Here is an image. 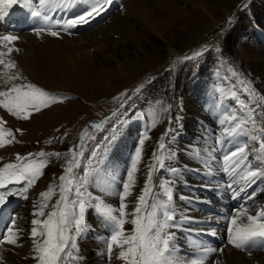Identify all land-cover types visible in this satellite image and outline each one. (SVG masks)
<instances>
[{
    "label": "rangeland",
    "instance_id": "rangeland-1",
    "mask_svg": "<svg viewBox=\"0 0 264 264\" xmlns=\"http://www.w3.org/2000/svg\"><path fill=\"white\" fill-rule=\"evenodd\" d=\"M120 2H123V6L109 18L110 20L124 9L126 0H119ZM158 6L162 12H155L154 29L147 28L139 31L140 24L134 23V35L137 40H140L138 41L139 44L135 43V41L123 40L121 39L122 35H114L113 32H110V37L114 39V46H110L108 42H98V40H101L99 38L100 34L97 39H93L95 45L94 49H91L92 53L90 55L93 63L90 65L95 77L90 76L89 81L76 79L75 84H72L71 87L62 86L61 88L57 87L59 90H54L56 86L52 82L54 83L55 79L51 80L50 76L45 75V72L41 73L35 80L20 74L23 79L15 81V83H33L45 91L65 99L62 103H55L51 107L35 113L29 120L17 119L5 110L0 109V117L6 121L2 126L10 129L18 141L5 148H0V165L6 161L13 163L16 161L17 154L25 156L26 154H33L38 151L43 152L51 148L66 150L74 143L76 134L82 125H86L87 121L97 119L116 108L134 91V87L143 84L157 74L160 76L149 87L150 89L143 93L142 100L137 101L138 106L136 102L133 103L134 106L142 108H135L137 111L135 113H140L147 117L151 124V130L146 133L148 136L145 139V145L142 147V160L138 166L136 185L132 196L129 197L131 202L136 201L146 182L148 175L145 172L149 171L146 170V164L148 168L154 165V154H159V145L162 143L161 136L164 133L165 126L168 124V127L174 133L186 131L185 129L191 127L194 131L196 130L194 127L195 119L193 118L195 115H190L192 113L187 111V106L190 107L191 104L189 102L191 100L194 105H197V115H208L211 108L216 109L217 121L214 122V126L223 119L224 113L218 112L217 109L222 103L221 98H227L228 101L232 99L233 102H238L239 105L241 103L248 104L256 110L257 126H264V99H261L264 98V88L261 76L259 77L258 72L254 69V65L257 62L253 56L257 54L252 46L254 43L252 40L255 38V36L253 38L252 34H256L253 32V28H260L264 31V0H161ZM121 16L125 19L127 18L126 13ZM236 17H238L236 23L232 26H227L226 22L228 20L231 22ZM108 30L109 27L104 32L106 33ZM6 33L3 32L2 34ZM258 33L261 32L258 31ZM212 36L217 37V41L213 43L212 50L211 48L205 50V44L207 47H211L207 41ZM172 50L175 51V54H170ZM196 52L201 54L195 56ZM186 56L193 58L186 60L184 59ZM118 64L125 67V75L121 78L117 77L119 75L116 71ZM163 72L164 74L162 75ZM200 72L203 73L204 78L196 81L201 74ZM189 74L192 75L185 78ZM192 77L196 82L190 90L191 81L189 80ZM10 86L5 85L3 82L0 90ZM103 88L110 91L109 94L102 95ZM122 93L127 95L122 96ZM233 93H235V97H233ZM253 93L256 99H253ZM53 108H59L60 110L51 112L50 110ZM225 127H231V125L225 124L223 129ZM18 129L21 131H17ZM212 136L216 137L215 134ZM213 142L214 139H212ZM171 153L173 152H166V156ZM104 154V151H97L94 154L95 163H98L97 167L102 165V161L105 160ZM192 155L194 154L192 153ZM108 156L106 162L103 163V171H106L109 175L108 167L111 165L110 159L113 158L112 150ZM189 157L190 155L184 154L186 163L189 162V159L190 162L193 160V157ZM196 159L199 160L200 158L197 156ZM171 161L173 160L166 161V166L172 167ZM158 169L157 167L153 172L154 181ZM178 169H181V167ZM163 170L169 171V169L165 168ZM141 172L146 175V178L141 176ZM81 173L82 175H78L79 179H81L80 182L84 183L87 181L89 183L90 175L88 173L90 172L81 171ZM75 174H77V171ZM59 176H61L59 163L55 160L48 161L47 166L43 169V175L27 193H23L24 197L26 196L27 198L13 212V218L16 221L14 228L20 232L18 241L20 246L9 247L10 253L8 255H0V264H21V261H26V264H37V261L32 258L34 255L32 251L33 240L31 239V229L34 226L32 221L37 219L33 213L37 211L38 205L42 202L40 194L48 191L51 187L55 189V194L48 201V208L45 209L47 215L52 204L59 196ZM97 176L95 175L92 179L95 180ZM176 177L181 179V173H178ZM163 182L162 179L160 183ZM89 184L90 189L91 182ZM12 186L20 187L19 184H12ZM173 186L175 187V185ZM21 189L19 188L18 191H21ZM99 193L97 192L96 194L101 199H104L102 193ZM72 198L75 200L73 196ZM84 199L88 202V208H92L89 196H85ZM184 203L186 204V202ZM260 203H264V189L259 191L257 197L248 205L244 204V201H235V205L231 204L229 210H235V208L238 209L243 206L252 211ZM15 206L10 204L3 206L9 210L8 214L5 215L6 218ZM68 206L69 208L72 207L71 204ZM113 206L118 207L119 200ZM129 206L128 204V211L131 212L134 206H130V208ZM88 212L87 210L86 223L88 229L77 240L80 259L75 264H96V260H100L101 264H120L113 256L109 260L106 254L105 241L99 238L98 226L92 215L87 217ZM206 215L212 218L214 213L208 212ZM198 216H201V213ZM44 218L40 217V219ZM131 218V216H128L129 220ZM1 221L2 219H0ZM8 226L12 227L9 222ZM227 227L224 230H219L216 226L213 227L212 223L206 224L204 233H216L217 241L213 240L212 242L214 248L235 250V248L227 244V235L222 239V244L219 245V235L227 234ZM178 228L173 229V231H185L183 226ZM125 229L130 233L132 225L130 223L126 224ZM96 242L102 246L99 250L102 255H97L93 248L87 252V255H84L82 245L87 243L97 244ZM69 250L71 251V249ZM238 251L244 254L249 253L248 251ZM261 251L264 252V249H259V247L252 248L253 253ZM179 255L181 258L192 256L190 253L184 252V250L179 251ZM9 258L15 259L17 262L12 263Z\"/></svg>",
    "mask_w": 264,
    "mask_h": 264
},
{
    "label": "snow or ice",
    "instance_id": "snow-or-ice-1",
    "mask_svg": "<svg viewBox=\"0 0 264 264\" xmlns=\"http://www.w3.org/2000/svg\"><path fill=\"white\" fill-rule=\"evenodd\" d=\"M18 3L29 8L33 18L47 25V27H37L34 30L35 35L46 34L59 38L60 31L52 30V25L48 23L49 12L53 9L71 10L77 0H38L39 8L33 7V0H23V2L22 0H0V18L6 14L7 9ZM112 3L113 0H88L86 11L66 20L60 27L68 32L79 25L89 24L92 19L105 12ZM19 39V35L8 33L0 35V79L5 85H11L0 90V109L17 119L29 120L35 113L55 103H62L65 98L57 97L33 83H15L23 79L17 70L16 61L11 59L13 53L19 52V48L16 47ZM200 54L196 52L194 55L199 56ZM192 58L191 56L184 57L186 60ZM121 95L127 94L122 93ZM253 99H256L254 93ZM240 108L243 116L229 113L224 115L220 121L221 125H231L223 129V137L229 142L231 138L239 135L250 137L258 143L259 156L257 158L264 160V126H257V113L254 108L245 103H241ZM5 123L6 121L0 117V148L18 142L14 133L2 126ZM93 127L99 129L101 125L97 124ZM85 137L91 138L87 130L81 139ZM145 139H147L146 136L140 140V146L135 150L130 167L126 170V178L121 182L119 190H114L111 182L105 183L101 189L108 195L118 196L119 206L115 207L104 199L92 204L109 229V236L105 240L106 254L111 260L114 251L118 249L116 258L123 264H207L210 255L222 254L223 248L209 247L204 242L197 241L195 243L196 252L192 256L181 258L179 255V245L173 231L179 227L175 222L174 181L160 183L154 182L153 179V172L157 167L163 170L166 161L174 156V153L165 155L166 145L164 143L159 145L160 153L154 154V165L149 168L146 182L136 198L133 210L128 211V198L132 196L136 185V174L142 160V147ZM250 151L252 149L248 148L247 143L238 144L229 150L220 161L223 172H230L244 185H251L258 177H264V169L250 165L248 158ZM70 153L72 159L68 161L64 174L58 178L60 180L59 200L53 206V210L46 215L45 209L48 208V201L55 194V189L50 187L48 191L40 194L42 202L38 205L37 211L33 213L37 219L32 221L34 225L31 229L34 254L32 258L37 261V264H75L80 259L77 240L88 229L86 210L89 205L83 198V192L80 191L83 185L77 187L75 175V170L80 167V157L83 152L78 153L73 148L70 149ZM56 156L58 157L59 154L57 153ZM46 157L45 152H40L38 158L31 154L28 156L17 154V163H7L0 168V219L8 214L9 210L3 207L5 204H10L7 198L14 195L8 186L26 183L27 186L23 187L21 192L27 193L43 175V169L48 163ZM169 171L175 173L177 169L170 167ZM236 183L237 180L233 179L228 187L232 188ZM73 191L76 192L75 200L72 198ZM89 199H91L90 196ZM69 204L72 205L71 208ZM128 216L132 218L129 220ZM40 217L45 218L40 219ZM226 219L228 220V245L237 250L248 251L249 255L254 247L264 249V206L252 211L242 206L235 209L234 214L229 213ZM9 223L12 227L6 228L7 235L0 239V243L20 246L18 243L20 232L14 228L16 221L11 216H9ZM129 223L132 225L130 233L125 229V225ZM212 235L216 233L213 232ZM215 264H220V262L215 261Z\"/></svg>",
    "mask_w": 264,
    "mask_h": 264
},
{
    "label": "bare ground",
    "instance_id": "bare-ground-1",
    "mask_svg": "<svg viewBox=\"0 0 264 264\" xmlns=\"http://www.w3.org/2000/svg\"><path fill=\"white\" fill-rule=\"evenodd\" d=\"M34 1L35 0H33V2ZM160 1L161 0H126V5L123 7L124 9L122 10V12H120L117 16H115L111 20L109 19V21H107V23H105L104 26L102 25L103 27L100 26L101 27L100 29H95L90 33H86L78 37L66 36L61 34L59 38H54L46 34H42L41 36L35 35L34 30L36 29V27L32 23L36 22L37 19L31 16L29 8L22 6V3H18L16 5H13L11 8L7 9L9 10V12H12V16H13L12 27L8 28V24H7L8 20L11 19L10 17L11 14H9V17L7 18V21L5 22L4 25V32L13 35L18 34L20 37L19 42L16 45V47L19 48V52L13 53L11 59L16 61L17 70L19 71V73L28 76L32 80H35L36 77H38L41 73L44 72L45 75L50 76L51 80L55 79L54 83L52 82V84L56 86L54 90H59V88L57 87L61 88L62 86L71 87L72 84L73 85L75 84L74 82L76 81V79H79L80 81L82 80L89 81L90 76L91 77L94 76V71L92 70L90 65L91 63H93L92 59L90 58V55L92 53L91 49H94V45H95L94 43L95 41L93 42V39H97V37L100 34L99 38H101V40H98V42L101 41L108 42L110 46L111 45L114 46L115 44L113 42L114 39L110 37V32H113L114 35L115 34H118L119 36L122 35L121 39L123 40H131L139 44L138 41L140 40H137V38L134 35L135 31L133 25L136 22L140 24L139 31H143L144 29L147 28L154 29L155 12H159V11L162 12V10L158 6ZM118 3L119 0H114L113 3L111 4V8L113 9V7H117ZM124 13H126V17H127L126 19L121 16ZM108 27L109 30L108 32L105 33L104 31L108 29ZM20 29H24V30L31 29L32 31L31 33H27V34L25 33L20 34L19 31ZM0 35L3 34L0 33ZM95 35L97 36L95 37ZM252 41L254 42L252 45L253 49H255V53L258 55L257 56L254 54L253 56L254 60H256L257 62L254 65V69L256 70V72H258L259 77L261 76L262 86L264 88V39L263 36L258 37V35H256V37ZM173 53L175 54L174 50L170 51V54ZM116 71L119 74L117 76L118 78H121L122 76L125 75V67H123L120 64H118V69ZM2 84H3V80L0 79V86ZM109 92L110 91H107L106 89L103 88L102 95H107L109 94ZM189 103L191 105L190 107L187 106V111L189 113H192L190 115L198 114L196 113L198 112L197 105H194V102L192 100ZM58 110L60 109L53 108L50 111L54 112ZM222 134H223L222 130L218 131L217 133L218 138H220ZM242 141L244 143H247L249 149H252V151H250L249 154L256 155V152H258V145H256L255 141L251 140L250 138L248 140L243 139ZM189 142L190 141H186V143L179 142L180 143L179 158L181 161V166L192 165L191 167L194 169L197 170L205 169L208 172H211L212 169H209L206 161H205L206 164L204 163L205 165L203 164L200 165L199 161L196 158L197 156L199 158L202 156L203 157L216 156V154H213L215 149L214 144H212L210 139L203 140L200 143H195V142L189 143ZM185 153L190 155L189 158L193 157V160L191 162L189 159V162L186 163V158H184ZM192 153L194 155H192ZM112 157L113 158L110 159L111 165L108 167V170L110 171L109 175L114 176V175H118L117 173L119 172V167L117 166H119L120 163L121 150L115 147V149L112 150ZM258 160L259 159H257V161ZM113 162L115 163L113 164ZM257 167L264 169V167L262 166H257ZM146 170H149L147 164H146ZM103 172L107 173L106 171ZM145 173L146 175H148L149 171ZM146 175H143V172H141V176H143L144 178H146ZM195 179L196 178L191 174L189 176L187 172H184L183 168L181 167L182 185L176 187L178 193L176 194L175 197L176 200L175 212H176V220L179 221L178 225H180L182 219H188L191 223L195 224L197 222L196 220H198L201 217L198 216L200 211L195 209L188 202H186L185 204L182 198L188 196L189 198H197L198 196H200L202 199H204L206 195H204L202 192H205L206 188L215 187L213 177H209L208 180L198 178L197 181H195ZM95 180L98 181L96 185L97 192L98 193L100 192L99 194L102 193V196L105 199V201L111 203L112 205H116L118 203V197L108 195L101 190L103 185L107 183L105 177L101 174L100 176H97ZM189 181L190 184H193V181L197 182L194 187L198 188V192H190V190L184 187L183 184L188 183ZM180 196L182 198H180ZM135 202L136 201L131 202V198H128V204L130 206H135L134 205ZM261 206H264V203H260L259 205H256L255 208L258 209ZM5 220L6 217H4L1 222H4ZM187 228L189 230L193 229L191 225L190 227L187 226ZM176 241L179 245V248L184 249L185 251L189 250L192 252V254L196 252L195 244L191 243V241L188 240L187 238H184V241H182V239L176 235ZM204 244L206 246L212 247L208 243H204ZM1 245L2 247H0V255L3 256L4 254L8 255L10 253L9 251L12 245L3 244V243ZM101 247L102 246H100L98 243L83 244L82 245L83 254L87 255V252H89V250L93 248V251L100 256L102 255V253L99 251ZM118 251H119L118 249L114 251L113 258L117 260L120 264H123L122 261L116 258ZM247 254L241 253L236 249L234 250L228 248V250H223L222 254L216 253L210 255L207 264H215V261H219L220 264H264V252L261 251V252L253 253L251 249V255H249V253ZM9 260L12 263L17 262L15 261V259L12 258L11 259L9 258ZM25 262L26 261H21V264H26Z\"/></svg>",
    "mask_w": 264,
    "mask_h": 264
}]
</instances>
